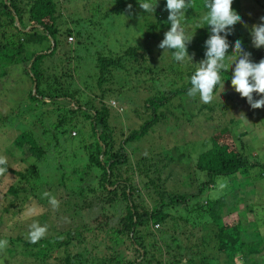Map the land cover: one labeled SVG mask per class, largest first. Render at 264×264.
I'll use <instances>...</instances> for the list:
<instances>
[{"label": "trees", "instance_id": "obj_1", "mask_svg": "<svg viewBox=\"0 0 264 264\" xmlns=\"http://www.w3.org/2000/svg\"><path fill=\"white\" fill-rule=\"evenodd\" d=\"M63 1L84 5L66 16ZM142 2L150 0H0V64L21 66L31 85L30 106L43 104L56 112L41 134H20L14 147L48 168L55 166L57 156L67 159L76 151L83 154L80 162L85 160L81 170L71 171V186L64 184L63 175L58 184L31 186L27 175L38 177L36 164L26 172L12 171L29 186L9 188V208L19 205L14 220L32 208L29 226L52 223L53 228L31 243L25 237L29 228L9 236L0 219V240L9 242L0 251L9 259H31L33 264H264V145L259 150L264 140L256 143L237 130L250 116L264 118V108L252 109L232 88L231 60L220 73L225 89L217 87L212 102L203 103L199 94L188 96L190 78L205 58L210 36L202 20L206 0H191L186 12L183 24L192 19L201 24L194 32L185 28L193 35L188 45L193 60L184 62L173 58L174 50L158 47L171 28L167 0L151 2L154 14L145 13ZM249 3L264 17V0H233L232 8L239 15L243 7L250 9ZM122 15L127 16L123 26L116 21ZM252 19L248 16L241 24L251 28ZM98 30L105 33L102 40L94 39ZM73 37L74 44L91 52L77 57ZM237 39L253 62L264 59V47H251L252 40L242 34L227 37L230 46ZM231 50L228 56L234 57ZM8 74L1 72L0 79ZM142 89L148 93L142 106L148 115L136 128L123 129L118 120L132 119L125 118L127 111L132 114L127 108ZM121 95L120 102L116 97ZM235 105L251 112L220 123ZM162 124L167 125L165 133L173 134L171 142L162 139L157 144L163 146L143 151L133 148L137 142L147 144ZM224 131L232 135L231 146L216 140ZM177 148L184 152L175 153ZM176 165L183 169L181 187H195L193 191L168 190ZM45 192L59 201L58 208ZM258 193L262 201L248 203L250 194ZM20 194L29 198L20 199ZM236 212L237 219L226 223ZM25 219L11 224H24Z\"/></svg>", "mask_w": 264, "mask_h": 264}, {"label": "rangeland", "instance_id": "obj_2", "mask_svg": "<svg viewBox=\"0 0 264 264\" xmlns=\"http://www.w3.org/2000/svg\"><path fill=\"white\" fill-rule=\"evenodd\" d=\"M154 1H157V0H150V3ZM76 5L81 7L84 5V2L83 1L81 2L80 1L79 2L69 1L67 3H64L63 1L62 6H63L64 15L66 16L69 14L72 15L73 14L72 11H75L74 8L77 7ZM249 5H250V9H248V7H243L242 12L239 13V15L241 16L242 20H244L245 22H247L248 16L252 19V16L255 15L256 18L252 19V21L253 20H256V21L250 24V26L251 25L253 26L254 24H258L261 22L260 21L261 13H260V10H257V9H254V11H252L251 3H249ZM79 10L81 12L82 9H79ZM246 11H248L247 14H246ZM82 14L84 15L85 13L82 12ZM84 16H87V14H85ZM125 17L127 16L122 15V16L116 17V21L117 22L119 21L120 23L119 25H122V26L125 25ZM109 21L110 20H108V22ZM200 24H201V20L192 19L191 23L184 24V27L194 32L195 26H200ZM251 28H248L247 23H244V24L237 23L234 26L232 33L242 34L244 37H247L248 39L252 40L251 34H250ZM114 29L110 31L111 35H116V31ZM103 33L104 32H101L100 30H98V32L95 33L96 38L94 39L97 40V38H99L100 40H102V38L105 37V36L102 37ZM118 39L121 40L119 37ZM75 41H76V38L73 37V42H71L73 45L71 44L72 45L71 47L74 48L75 54L77 57L82 56L83 53L86 56L87 53L91 52L89 48H88L89 51H86V50H83L81 46L79 47L77 43L74 44ZM105 42L106 41H104V43ZM252 46L253 45H251V47ZM153 50L156 51L157 48L154 47ZM5 67L6 66L4 64H0V74L3 71L5 72L9 71V74L7 77L0 79V156H4L7 158L8 172L5 173L4 175H0V219H2L5 225H7L6 228H9V234L7 235L15 236L18 234V232H20L19 231L20 229L23 230V228L25 227L29 228V223L30 221H32L29 218L31 217L29 214L32 208L23 211V213L20 214L15 219V220L25 219L28 217L29 219L27 220L25 219L24 224H23V221H19L15 223L18 225L11 224V222L14 220V217H15L13 215V212L17 211V208L19 205L16 204L15 205L16 207L9 208V201L13 199L12 195L9 194V188L14 187L20 190L23 188H29V186L25 182L21 183L19 181V178L15 176L12 173V171L26 172L25 170H27L30 167V165L36 164L37 168L40 170L38 177H36V175H27V179H30L29 184L31 186L33 185L36 188L37 186L44 184V183L58 184L60 181V175L64 176V180H65L64 184H66L67 186H71L70 183L72 181L71 180L72 178L69 177L71 171L81 170L85 166V160H82L80 162V160L83 159V154L80 152L78 153V151L76 150H75L76 152H74V149L71 148V150L75 153L73 156L71 157L68 156L69 158L67 159H62L59 156H57L55 158L56 159L55 160L56 163H54L55 166H53L52 168H48L46 167L44 163L38 162L35 157L33 156L26 157L22 150L16 149L14 147L13 140L15 139L16 136H19L20 134H25V133L31 134V135L41 134L43 132L42 129H45L48 127V125H50L49 124L50 120L53 118V114H56V112L51 111L50 109H52V107L50 106H45L43 104H38V103L35 104V106L32 105L33 103L30 102L28 98V91L31 85H30L27 75L24 74L21 66L17 65V66H9L6 68ZM86 71L87 70L85 69V72ZM93 73L94 71H92L91 74ZM83 75H85V73H83ZM81 79L84 80L83 78ZM78 81H80L79 78H78ZM80 82H83V81H80ZM142 86L143 88L145 87V89H147L145 85H142ZM145 89L139 90L138 93L135 94V97L133 96L134 97L133 104H131L130 102V105L128 106L129 108H127V109H130L132 114H129L128 111L126 110L127 113L125 115V118L130 117V115H132V119H128V121L125 122L123 116H120V119L118 120L120 122L119 126L123 127V129L127 128V126L129 127L132 125H134L133 127L136 128L146 119L148 113L145 112L144 109L142 108L143 100L148 95ZM88 95L92 96L91 92H89ZM255 98L256 97L254 95V99ZM116 99L121 102L124 99V97L121 95V96H117ZM30 103H32L31 106H30ZM230 106H232V104ZM30 107L33 109L32 111L29 110ZM122 107L125 110V107L124 106ZM134 108H137L135 109L137 111H134ZM239 108H242V109L239 110ZM231 109H232L231 111H229L226 115L221 117L220 119L221 121L219 120L220 123H222L223 121L229 122L230 119L235 120L236 118L242 117L248 112H251L249 109L246 108L245 105L244 106L235 105L231 107ZM260 110H262V108H260ZM49 111L52 112V114ZM134 113H137L139 117H136ZM50 115L51 117H49ZM169 119L170 117L166 118L167 124L171 126L172 123ZM110 122H111V126H114L112 123V120ZM213 124L214 123H212L211 126H213ZM165 126L167 125L162 124L160 126H157L156 127L157 133L150 134L153 136V138H151L147 144H144V142H137L136 144H134V146L132 145L133 148H136L139 151H143L142 149H148L152 147V145H154V148L163 146L164 142L157 144L159 141H162V139H164L166 143L171 142L170 136L173 134L172 133L167 134V132L165 133V129H164ZM133 127L132 128L129 127V130L133 129ZM237 130L239 133L246 131L248 133V138L251 141L258 140L256 143L259 142V144H261L260 140L261 139L264 140V118L258 115L250 116L246 119V122L243 125H240L237 127ZM237 134L238 133L236 132L235 135ZM216 140L218 141L219 145L220 144H226L228 146L232 145V135H230L227 131H224L222 134H219L216 137ZM263 145H264V142L261 144V146H259V150L260 149L262 150ZM173 151L175 153H177L178 151L184 152L182 148L180 150L177 148L176 150L174 149ZM183 156H185L184 153H183ZM23 160H26V161H23ZM49 163L51 164V162ZM182 170L183 169H181V167L176 165L175 167L176 173H174L172 180L167 183L168 190H173L174 192H186V191H193L195 189V187L191 189L181 187L182 186L181 179L178 178V175L180 174ZM200 178L202 179V177ZM53 180H55V182ZM75 183H72V184H75ZM250 195L251 196H250V200L248 201V203L249 202L258 203L262 201L259 193L255 194V197L252 194ZM21 198L27 199L29 197L27 196V194H25L23 197L20 194V199ZM241 206L242 207L244 206V202L243 204H240L238 207L241 208ZM6 208H8L9 213L4 212ZM41 211L42 210H40V212ZM236 219H237V212L234 213V215H232L230 219L225 220V222L229 223ZM40 225L47 226V232L52 231V228H53L52 223H50L49 225L46 223L45 224L41 223ZM25 237L28 238L26 235ZM208 243L210 244L212 242H208ZM8 246L9 244L7 245V247ZM0 255H1L0 264H33L31 259H28L27 261H24L23 263H19L18 262L19 257L9 259L8 256L6 254H2L1 251H0ZM236 263L241 264L239 260H237Z\"/></svg>", "mask_w": 264, "mask_h": 264}, {"label": "clouds", "instance_id": "obj_3", "mask_svg": "<svg viewBox=\"0 0 264 264\" xmlns=\"http://www.w3.org/2000/svg\"><path fill=\"white\" fill-rule=\"evenodd\" d=\"M145 13H155L156 5L150 2L139 3ZM233 0H206L205 7L208 9L203 16V22L210 27V36L205 41V58L198 63L195 73L190 78L191 87L188 96L195 97L199 94L203 103L213 101L214 91L219 87L225 89L224 79L220 73L226 70L227 60H231V86L242 98H246L252 109L264 108V59L258 63L253 62L251 53L244 50L242 41L237 39L234 45L229 44L227 37L232 34L237 23H243L242 18L232 8ZM191 0H167L166 8L169 12L168 20L171 24L169 31L165 32L164 39L158 45L161 49L173 51V58L178 62L193 58L188 54V45L193 35L186 34L183 21L186 12L191 8ZM131 9V5H129ZM260 23L254 24L251 28L253 47L259 49L264 47V17ZM236 55L228 56L229 48ZM254 94L259 99H254ZM8 172L7 158L0 156V175ZM49 198L53 208L59 207V201L50 193H43ZM47 234V226H41L34 222L29 226L28 239L31 243H37ZM7 240H0V248L7 246Z\"/></svg>", "mask_w": 264, "mask_h": 264}, {"label": "built area", "instance_id": "obj_4", "mask_svg": "<svg viewBox=\"0 0 264 264\" xmlns=\"http://www.w3.org/2000/svg\"><path fill=\"white\" fill-rule=\"evenodd\" d=\"M69 41L71 42V41H72V39H71V38H69ZM72 135H74V133H73Z\"/></svg>", "mask_w": 264, "mask_h": 264}]
</instances>
